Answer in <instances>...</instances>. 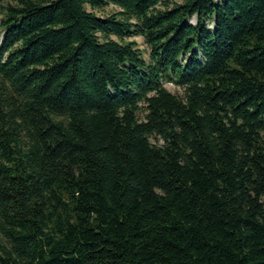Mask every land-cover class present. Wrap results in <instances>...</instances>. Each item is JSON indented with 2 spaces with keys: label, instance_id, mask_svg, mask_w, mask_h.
<instances>
[{
  "label": "trees",
  "instance_id": "trees-1",
  "mask_svg": "<svg viewBox=\"0 0 264 264\" xmlns=\"http://www.w3.org/2000/svg\"><path fill=\"white\" fill-rule=\"evenodd\" d=\"M11 1L0 264H264V0Z\"/></svg>",
  "mask_w": 264,
  "mask_h": 264
},
{
  "label": "rangeland",
  "instance_id": "rangeland-1",
  "mask_svg": "<svg viewBox=\"0 0 264 264\" xmlns=\"http://www.w3.org/2000/svg\"><path fill=\"white\" fill-rule=\"evenodd\" d=\"M168 1L171 2L173 0H168ZM213 1H219V0H213ZM11 4H13V2L11 0H0V18L2 16V13L4 12V7H6V5H11ZM115 11H117L116 7H114L112 5H107L104 8H102L101 11L96 12L95 14L98 15V16H102V15H104L106 13H112V12H115ZM188 22L190 24H194V22H195L194 17L190 18L188 20ZM207 26H208V28H212V25L209 24V23H208ZM128 39H129V41H134L135 42L136 48L140 51L141 56L144 59H146L148 50H147L146 46L144 45L142 38L139 37V36H133V37L128 38ZM162 85L169 93L174 94V95H176L178 97L181 96V90L176 88L172 84L163 81ZM138 118H141V117L138 115ZM151 142L154 143L155 141L151 139Z\"/></svg>",
  "mask_w": 264,
  "mask_h": 264
}]
</instances>
